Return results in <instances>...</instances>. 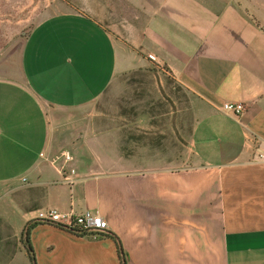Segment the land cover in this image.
Returning <instances> with one entry per match:
<instances>
[{"label": "crops", "instance_id": "obj_1", "mask_svg": "<svg viewBox=\"0 0 264 264\" xmlns=\"http://www.w3.org/2000/svg\"><path fill=\"white\" fill-rule=\"evenodd\" d=\"M57 2L0 73V264H31L27 227L35 264H120L106 233L127 264H264V17L234 0ZM149 62L205 106L193 165L106 172L50 152L56 111L104 98L117 72ZM44 209L90 210L108 227L79 236L37 222Z\"/></svg>", "mask_w": 264, "mask_h": 264}, {"label": "rangeland", "instance_id": "obj_2", "mask_svg": "<svg viewBox=\"0 0 264 264\" xmlns=\"http://www.w3.org/2000/svg\"><path fill=\"white\" fill-rule=\"evenodd\" d=\"M234 2L253 19L264 17V0ZM57 11V0H0V73L17 63L33 27ZM56 112L50 152L68 151L73 166L116 172L193 165L191 134L206 110L165 65L149 62L117 72L104 98Z\"/></svg>", "mask_w": 264, "mask_h": 264}, {"label": "built area", "instance_id": "obj_3", "mask_svg": "<svg viewBox=\"0 0 264 264\" xmlns=\"http://www.w3.org/2000/svg\"><path fill=\"white\" fill-rule=\"evenodd\" d=\"M148 59L155 61L156 58L152 54L147 55ZM221 109L226 114L240 115L244 110V105L237 102H225ZM65 163L71 161L72 156L68 151L62 153ZM260 160H264V150L258 154ZM74 173V169L70 170ZM35 220L40 223L54 224L60 227H69L76 229H83L96 237L97 233L103 232L107 229V221L97 212L90 210L83 211L79 214L74 213H60L54 209L38 210L35 215Z\"/></svg>", "mask_w": 264, "mask_h": 264}, {"label": "trees", "instance_id": "obj_4", "mask_svg": "<svg viewBox=\"0 0 264 264\" xmlns=\"http://www.w3.org/2000/svg\"><path fill=\"white\" fill-rule=\"evenodd\" d=\"M63 228L68 229L72 233L79 235V236H84V235L88 234V232L86 230H83V229H76V228H69V227H63ZM103 234H105V232L104 233L99 232L96 235H97V237H99V236H102ZM29 235H30V227H27V229L25 230V233H24V236H25L24 241H25V244L27 246V251L29 253L31 264H35V258H34L33 250H32V247H31V244L29 241ZM89 235H92V234L89 233ZM105 235L112 238L113 241L115 242L120 264H127V257H126L124 250H123V247L121 245L119 238L112 233H106Z\"/></svg>", "mask_w": 264, "mask_h": 264}]
</instances>
